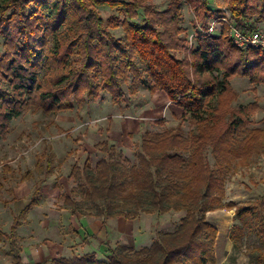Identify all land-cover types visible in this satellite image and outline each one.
Segmentation results:
<instances>
[{
  "label": "trees",
  "instance_id": "trees-1",
  "mask_svg": "<svg viewBox=\"0 0 264 264\" xmlns=\"http://www.w3.org/2000/svg\"><path fill=\"white\" fill-rule=\"evenodd\" d=\"M188 1L199 19L214 12L209 0ZM213 1L227 7L232 23L242 29L256 30L264 23V0ZM100 6L117 9L118 14L108 21L98 11ZM140 9L145 16L137 20ZM167 11L156 17L144 0H0L5 48L0 56V138L29 106L58 113L73 109L75 102L99 97L102 91L119 104L129 82L132 89L143 84L151 92L165 91L184 109L177 127L143 135L137 163L131 164L109 141L99 142L96 148L106 156L95 166L88 157L83 167H73L70 177L77 184L63 201L73 215L104 219L183 211L175 230L158 232L150 245L138 250L105 243L107 259L90 252L26 263L14 235L19 218L39 203L37 186L30 204L15 218L11 234L0 231V240L4 236L11 240L12 264L216 262L219 233L207 212L224 205L226 176L264 151V127H248L258 104L234 106L239 93L231 79L239 75L264 84V50L239 48L225 25L221 34L200 38L192 57H179L177 51L186 42L177 27L181 1L172 0ZM167 13L171 22L163 17ZM118 27L124 30L123 38L111 31ZM186 118L197 125L196 133L188 136L183 128ZM207 147L212 148L215 168L206 157ZM32 175L27 171L26 177ZM236 212L239 218L255 214L254 208L243 206ZM258 233L264 240L263 219Z\"/></svg>",
  "mask_w": 264,
  "mask_h": 264
},
{
  "label": "rangeland",
  "instance_id": "rangeland-1",
  "mask_svg": "<svg viewBox=\"0 0 264 264\" xmlns=\"http://www.w3.org/2000/svg\"><path fill=\"white\" fill-rule=\"evenodd\" d=\"M171 1L144 0V4L149 5L157 13L156 17H159V12H168ZM179 1L182 3L183 14L177 22V27H181L180 38L186 42L177 51V55L182 58L192 57L190 56L192 49L198 44L199 39L203 38L191 37L193 33L198 32V25L206 28L230 10L227 7H219L215 1L209 0V8L215 13L213 12V16L199 19L188 0ZM140 10V17L137 20H142L145 16V11ZM98 11L108 21L113 15L118 14L117 9L110 6H100ZM217 13L219 15H216ZM163 17L166 22L172 21L170 13L164 14ZM111 31L118 38L124 37L122 27L111 28ZM4 53V39L0 35V56ZM131 84L125 83L127 96L119 104L113 101L108 92L102 91L97 98H86L81 104L75 102V107L71 110L47 113L29 106L12 119L9 130L0 138V230L10 232L15 216L17 213L20 215L19 213L30 204L35 187L40 186L38 205L20 217L19 222H26L29 219L31 221L28 228L31 231L27 233L28 241L38 243L45 237L48 239V233L55 231L63 220L72 218L75 221V217L82 215L72 214L71 217V211L63 208L64 196L70 194L77 184L74 178L70 177L75 165L83 167L89 157L95 166L106 156L96 148L99 142L109 141L110 144L116 145L118 151H122L130 163L134 164L138 162L140 144L146 132L161 133L179 125L184 113L180 106L172 103L166 112L171 116L170 120L148 118L145 121L147 125L141 126L139 132L125 131L124 127L122 128L123 123L139 128L140 111L144 107L156 109L153 101L161 99L160 93L164 94L162 90L151 92L147 85L143 84L132 89ZM231 85L239 93L238 99L233 103L234 106L253 102L258 104L248 127H264V84H254L248 77L236 75L231 79ZM254 85L261 88H254ZM183 128L188 136L196 133L197 125L194 120L186 118L183 121ZM205 153L208 162L215 168L216 161L212 148L207 147ZM248 161L244 165H236V170L226 176L224 205L207 212V218L217 227L219 233L215 246L217 260L214 264H264V260L261 259L264 240L258 233L259 223L264 220V151ZM29 169L33 171V176L26 178L25 174ZM239 206L254 208L255 214L239 218L236 212ZM184 215L183 211L142 214L137 218L139 219L137 222L121 220V223L118 218L109 220L112 224L106 219L103 224L105 227L109 225L108 232L92 236L93 242L96 247L103 244L104 240L115 246L120 245L123 240L128 243L135 242L131 248L137 249L143 245H150L158 232L175 230ZM125 224L131 225L132 231L129 233L133 239L130 242L127 240L126 232L122 234L117 232L123 231ZM78 227L72 226V230L75 231L79 229ZM42 229L46 230L43 232ZM74 238L76 240L77 235ZM15 240L21 251L24 250V246L32 245L25 244L28 241L24 243L20 241L18 229ZM79 245L73 246L77 251L72 250L69 258L83 254L84 251L79 249ZM12 261L10 243L2 238L0 264H12Z\"/></svg>",
  "mask_w": 264,
  "mask_h": 264
},
{
  "label": "crops",
  "instance_id": "crops-1",
  "mask_svg": "<svg viewBox=\"0 0 264 264\" xmlns=\"http://www.w3.org/2000/svg\"><path fill=\"white\" fill-rule=\"evenodd\" d=\"M258 29L264 30V23L258 24ZM256 87L258 89L261 88V87H259L257 85H254V88H256ZM162 92H164V94L160 93V98L161 99L158 100V101H153L154 106L157 107L156 109H154L152 107H144L140 111V113H141V115H140L141 116V119H140L141 122L138 123L139 124V126H138L139 128H134V127L131 126V124H128V123H123L122 124V128L124 127L125 131L132 130V131H135V132H139L140 131L139 129L141 128V126L144 127V126L147 125V123L145 121L148 118H150V119L154 118L155 120L161 119V118H167V120H170L171 116H168L166 114V112H167L168 109L171 108L173 102H172V100H170V98L168 97V95H167V93L165 91H162ZM181 109L183 110L182 112L184 113V109L182 107H181ZM166 123H167V121H166ZM121 146H122V144H121ZM122 148H123V146H122ZM29 170H31V169H29ZM29 170H27V171H29ZM32 174H33V171H32ZM25 177H26V174H25ZM31 177H26V178H31ZM35 189H36V187H35ZM36 206H34V207H36ZM64 209H66V208H64ZM72 214L73 213H71V217H72ZM147 215H150V214H147ZM17 216H18V213L15 216V218ZM73 217H75V216H73ZM15 218H14V221L12 223V226L10 227V232L9 233H6V232H4L2 230H0V231L2 233L6 234V235H10L11 234V229L14 226L13 224L15 222ZM118 218H119L120 222H121V220H129V222H137L139 220V219L130 220V219H127V218H125L123 216H121V217H112V218H109V219L106 220V219H104L102 217H97V216H93V215L92 216L80 215V217H78V218L75 217V221H73L72 218H67L66 220H63L61 223H59L57 225V228H55V231L48 233V237H47L48 239H46V237H45L44 239L41 240V242H38V243H35L33 241L34 244L32 243L31 240L28 241V235H27V233H29L31 231V229H28V228H30L29 224H31L30 223L31 221H30V219L28 221H26V222L23 221L17 227V229H18V238L20 239V241L22 243H24L25 241H28L25 244H32L30 246H28V245L24 246L25 248L22 251L20 249V251H21V253L23 255L22 256L23 260L26 263H36V262L50 261V260H52V259H54L56 257H59V256H63V257L69 258V257H71L72 250L77 251L76 248H73V246H75L76 244H80L79 245V249L81 251H84L83 254L90 253V252H95L98 258L107 259L102 246H103V244L109 243V242L104 240L102 242L103 244H99V246L96 247L94 245L92 236H100V232H104V233L108 232L109 225H107L105 227V224H103V222L105 220L107 222H109V220H111V219H118ZM109 223L112 224V222H109ZM72 226L75 227V228H77L78 226H82V227H80V228L78 227L79 229L74 231V229L72 230ZM35 227L37 228V226H35ZM17 229L15 231L14 240L16 239ZM42 230L44 232V230H46V229H42ZM122 230L123 231L119 230L117 232H119L120 234H122V232H126L127 233V237H128L127 240L130 242L133 239L131 237V235H130L131 233H129L130 231H132L131 230V225L125 224V226L122 228ZM32 234H33V232H32ZM76 235H77L78 238H76V240H75L74 237ZM2 238L7 239L9 241V243L11 241L10 239L6 238L5 236L2 237ZM120 244H124V245H127V246L131 247L132 245L135 244V242L134 243H128V242H125V241L122 240V243H120ZM15 245H16V242H15ZM145 246H148V245H145ZM143 247H144V245L141 246V247H138L136 250L141 249ZM10 250H11V245H10Z\"/></svg>",
  "mask_w": 264,
  "mask_h": 264
},
{
  "label": "built area",
  "instance_id": "built-area-1",
  "mask_svg": "<svg viewBox=\"0 0 264 264\" xmlns=\"http://www.w3.org/2000/svg\"><path fill=\"white\" fill-rule=\"evenodd\" d=\"M227 24L230 30V36L233 38L236 45L243 49L247 50L250 48H257L264 50V31L261 29L256 30H245L236 25L231 21V13L226 11V14L222 15L218 20H214L204 28L201 25H198V32H195L191 35L192 39L199 37H209L211 35H219L223 31L224 25Z\"/></svg>",
  "mask_w": 264,
  "mask_h": 264
}]
</instances>
